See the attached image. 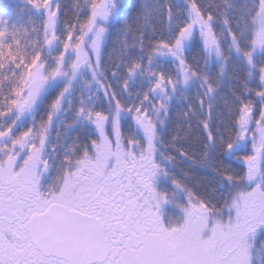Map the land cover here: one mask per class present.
I'll list each match as a JSON object with an SVG mask.
<instances>
[{
  "label": "snow or ice",
  "instance_id": "1",
  "mask_svg": "<svg viewBox=\"0 0 264 264\" xmlns=\"http://www.w3.org/2000/svg\"><path fill=\"white\" fill-rule=\"evenodd\" d=\"M0 264H264V0L0 11Z\"/></svg>",
  "mask_w": 264,
  "mask_h": 264
},
{
  "label": "trees",
  "instance_id": "2",
  "mask_svg": "<svg viewBox=\"0 0 264 264\" xmlns=\"http://www.w3.org/2000/svg\"><path fill=\"white\" fill-rule=\"evenodd\" d=\"M69 2H74V0H69ZM80 3H83L84 0H79ZM9 4L10 7L8 9H4V5ZM19 4V0H0V11H7L8 13H12L13 8ZM191 147L189 150V155L198 157L201 155L199 151V146L195 143V137L189 142ZM177 172L181 176L183 174H187L188 179L191 183H197L198 179H203L205 177V173L197 169L195 160H183L177 155Z\"/></svg>",
  "mask_w": 264,
  "mask_h": 264
},
{
  "label": "rangeland",
  "instance_id": "3",
  "mask_svg": "<svg viewBox=\"0 0 264 264\" xmlns=\"http://www.w3.org/2000/svg\"><path fill=\"white\" fill-rule=\"evenodd\" d=\"M55 135V132H53V136Z\"/></svg>",
  "mask_w": 264,
  "mask_h": 264
}]
</instances>
